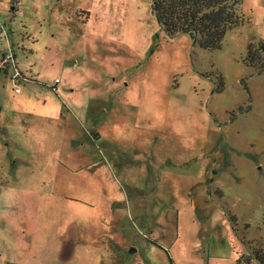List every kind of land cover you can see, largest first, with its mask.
<instances>
[{
  "label": "rangeland",
  "instance_id": "374dc122",
  "mask_svg": "<svg viewBox=\"0 0 264 264\" xmlns=\"http://www.w3.org/2000/svg\"><path fill=\"white\" fill-rule=\"evenodd\" d=\"M242 14L208 51L151 0H0V180L43 195L38 236L0 221V264H237L263 243L264 72L243 59L264 0Z\"/></svg>",
  "mask_w": 264,
  "mask_h": 264
},
{
  "label": "trees",
  "instance_id": "16d2710c",
  "mask_svg": "<svg viewBox=\"0 0 264 264\" xmlns=\"http://www.w3.org/2000/svg\"><path fill=\"white\" fill-rule=\"evenodd\" d=\"M153 15L165 32L173 38L178 34H188L200 49L213 51L221 48L228 30L244 22L243 0H151ZM246 67L258 74L264 72V42L249 44L243 59ZM31 82V81H29ZM220 83L218 91H222ZM242 85H244L242 83ZM234 118V115L232 116ZM236 226V217H230ZM263 243L252 250L250 256H241L237 264H264Z\"/></svg>",
  "mask_w": 264,
  "mask_h": 264
},
{
  "label": "crops",
  "instance_id": "0c3cea01",
  "mask_svg": "<svg viewBox=\"0 0 264 264\" xmlns=\"http://www.w3.org/2000/svg\"><path fill=\"white\" fill-rule=\"evenodd\" d=\"M8 33H10V29L7 30ZM27 79V78H26ZM29 81L32 82V80L28 79ZM28 82L27 84L31 83ZM95 137L98 139H100V136L98 134H95ZM77 146L78 143L74 142V146ZM8 145H6L7 147ZM18 153H16L17 155L21 156V152L19 150H17ZM13 163H18L17 160L13 161ZM60 164V163H58ZM19 165V163H18ZM4 164L2 162V160H0V167L3 168ZM20 167L23 166V164L19 165ZM36 167H38V165H34ZM92 165H88L86 166L91 167ZM84 168V167H83ZM39 171V170H38ZM39 175L38 173H33L31 176L27 177L28 175L25 176V182H30L33 181L31 179H34L36 181H38L37 177ZM23 172L19 170V172H16V177L21 178L23 177ZM9 179L8 175H5V182L9 183L7 181ZM39 182V181H38ZM27 187V186H26ZM28 188V187H27ZM27 188H23V191L19 194H11L9 193V189L6 187H3V184H1V180H0V221H2V223H8V224H14L16 222L15 225V230L18 232H21V234L27 233V232H32L33 235L38 236V231L40 232L41 230V224L38 221L40 214H41V210H42V196L41 194H35L34 192H29V190ZM3 194L4 196H8L10 195L11 198V207L8 205H5L3 203L4 199H3ZM16 198L19 201H16ZM14 201L15 204L14 205ZM21 203V204H20ZM85 207L90 208V210H92L94 208V206H92V204H88ZM1 226V225H0ZM5 226V225H3ZM13 226V225H12ZM16 226H19L16 229ZM37 239V237H36ZM36 239H35V245H37L36 243ZM50 256H52V254H50ZM39 253L37 252V250L34 251V255L31 257H26V260H30V259H34L33 261H39ZM57 258H53V257H49V262H57L56 261Z\"/></svg>",
  "mask_w": 264,
  "mask_h": 264
},
{
  "label": "built area",
  "instance_id": "2783aa9c",
  "mask_svg": "<svg viewBox=\"0 0 264 264\" xmlns=\"http://www.w3.org/2000/svg\"><path fill=\"white\" fill-rule=\"evenodd\" d=\"M8 29H6V26L1 25V33H3L7 39V41L9 42V33L7 31ZM1 69H12L13 74H12V79L16 80V79H20L25 83H28L29 80L26 79V77L22 76L21 73L19 72V70L17 69V65H16V61L14 58V55L12 54V50H10V53L5 55L3 57V61H2V67ZM19 91V89H15V92L17 93Z\"/></svg>",
  "mask_w": 264,
  "mask_h": 264
}]
</instances>
